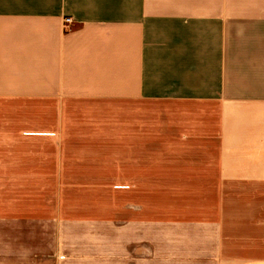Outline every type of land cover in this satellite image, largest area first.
<instances>
[{"label":"crops","instance_id":"crops-1","mask_svg":"<svg viewBox=\"0 0 264 264\" xmlns=\"http://www.w3.org/2000/svg\"><path fill=\"white\" fill-rule=\"evenodd\" d=\"M0 264H264V0H0Z\"/></svg>","mask_w":264,"mask_h":264},{"label":"rangeland","instance_id":"rangeland-1","mask_svg":"<svg viewBox=\"0 0 264 264\" xmlns=\"http://www.w3.org/2000/svg\"><path fill=\"white\" fill-rule=\"evenodd\" d=\"M181 109V107L179 105L176 106H166L164 104H157L156 107V113L154 114H150V116H144L141 117L139 119V125L141 127H147V126H157V125H164V124H168V121H171L173 123L175 122H180L179 118H177L175 115L176 113L179 112V110ZM169 110V111H168ZM179 116V114H177ZM188 121H191L190 119ZM108 124L109 126L114 127L115 125V119H108ZM130 126L131 125V119H125V126ZM141 139L143 137V134L140 135ZM111 151H109L110 153ZM150 151L148 150H140V157L141 159L146 157L149 154ZM109 156L111 158H114V152L113 154H109ZM115 181L109 180L108 183V205L109 207H114L115 204V197H114V193H115ZM251 200H255V201H259L258 199H251ZM246 199L244 198H236V199H229V204L230 205H244L245 204ZM247 202V201H246ZM247 216V215H245Z\"/></svg>","mask_w":264,"mask_h":264},{"label":"built area","instance_id":"built-area-1","mask_svg":"<svg viewBox=\"0 0 264 264\" xmlns=\"http://www.w3.org/2000/svg\"><path fill=\"white\" fill-rule=\"evenodd\" d=\"M71 21H72L71 17H66V18H65V22H66V23H70Z\"/></svg>","mask_w":264,"mask_h":264}]
</instances>
